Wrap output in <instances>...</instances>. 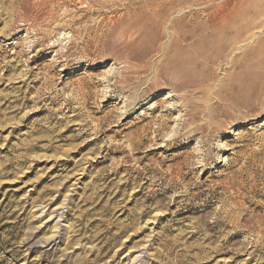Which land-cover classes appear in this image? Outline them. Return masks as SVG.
<instances>
[{"label": "rangeland", "instance_id": "obj_1", "mask_svg": "<svg viewBox=\"0 0 264 264\" xmlns=\"http://www.w3.org/2000/svg\"><path fill=\"white\" fill-rule=\"evenodd\" d=\"M0 264H264V0H0Z\"/></svg>", "mask_w": 264, "mask_h": 264}, {"label": "bare ground", "instance_id": "obj_2", "mask_svg": "<svg viewBox=\"0 0 264 264\" xmlns=\"http://www.w3.org/2000/svg\"><path fill=\"white\" fill-rule=\"evenodd\" d=\"M163 7V6H162ZM164 8V7H163ZM168 9V8H167ZM166 10V9H165ZM218 17H217V15L215 14V16L212 18V20L213 21H215V22H217V21H219V20H222V19H224L223 17L224 16H229V15H231L232 13H233V10L232 9H230V8H220V9H218ZM189 78V77H188ZM152 96V95H151Z\"/></svg>", "mask_w": 264, "mask_h": 264}]
</instances>
